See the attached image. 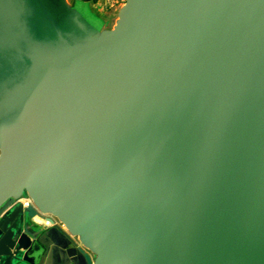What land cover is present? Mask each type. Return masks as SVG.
<instances>
[{
	"label": "water",
	"instance_id": "water-1",
	"mask_svg": "<svg viewBox=\"0 0 264 264\" xmlns=\"http://www.w3.org/2000/svg\"><path fill=\"white\" fill-rule=\"evenodd\" d=\"M113 16L0 0V264H264V0Z\"/></svg>",
	"mask_w": 264,
	"mask_h": 264
},
{
	"label": "crops",
	"instance_id": "crops-1",
	"mask_svg": "<svg viewBox=\"0 0 264 264\" xmlns=\"http://www.w3.org/2000/svg\"><path fill=\"white\" fill-rule=\"evenodd\" d=\"M91 5L97 15L104 16L102 27L111 26L113 24L115 9L109 14L104 15V12H100L92 3ZM44 229L47 228L43 226L42 230ZM50 236L53 242H46L47 249L45 251L40 250V252L36 254L37 264H82V258L76 248L55 231H51Z\"/></svg>",
	"mask_w": 264,
	"mask_h": 264
},
{
	"label": "rangeland",
	"instance_id": "rangeland-1",
	"mask_svg": "<svg viewBox=\"0 0 264 264\" xmlns=\"http://www.w3.org/2000/svg\"><path fill=\"white\" fill-rule=\"evenodd\" d=\"M69 2L73 0H68ZM92 3V2H91ZM75 8L83 15V17L94 27L101 28L104 20L103 15H97L96 11L91 7L90 3L83 4L80 3L78 0H74ZM113 9H107L106 11L103 10V14H109Z\"/></svg>",
	"mask_w": 264,
	"mask_h": 264
},
{
	"label": "built area",
	"instance_id": "built-area-1",
	"mask_svg": "<svg viewBox=\"0 0 264 264\" xmlns=\"http://www.w3.org/2000/svg\"><path fill=\"white\" fill-rule=\"evenodd\" d=\"M92 4L97 7L100 12L106 11L107 9H116L123 4V0H90ZM24 206H27L28 199L20 200Z\"/></svg>",
	"mask_w": 264,
	"mask_h": 264
}]
</instances>
